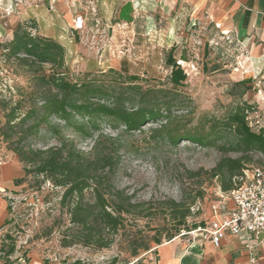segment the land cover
Here are the masks:
<instances>
[{"label":"rangeland","instance_id":"obj_1","mask_svg":"<svg viewBox=\"0 0 264 264\" xmlns=\"http://www.w3.org/2000/svg\"><path fill=\"white\" fill-rule=\"evenodd\" d=\"M162 15L152 17L150 27L126 33L122 68L86 65L93 59L83 53L84 59L67 57L60 70L73 81L116 86H127L136 74L144 90H170L187 109L132 131L86 119L54 120L51 132L41 123L38 133L27 131V123L9 139L0 129V166L18 168L17 176L4 172L0 184V264L157 262L161 244L175 237L188 241L211 218L226 180L217 175L221 163L238 165L236 175L264 166V69L254 67L250 51L208 16L170 6ZM31 24L21 26L38 35L26 27ZM170 51L187 73L181 86L171 83ZM44 66L52 71L51 64ZM30 78L25 63L3 54L0 128L13 107L30 106ZM240 105L250 106L247 121L233 124L228 115ZM18 143L53 152L69 165L78 222L61 203L64 188L26 171L13 149Z\"/></svg>","mask_w":264,"mask_h":264},{"label":"crops","instance_id":"obj_2","mask_svg":"<svg viewBox=\"0 0 264 264\" xmlns=\"http://www.w3.org/2000/svg\"><path fill=\"white\" fill-rule=\"evenodd\" d=\"M50 3L54 9H50ZM169 6L208 16L221 32L233 34L241 47L250 51L252 65L263 71L264 0H45L38 7L15 10L10 16H3V12L14 7L13 0H0V36L7 42L18 26L31 22L28 29L64 46L65 59L73 55L84 59L83 53H90L93 60L86 65L113 63L122 68L126 33L140 26L150 27L152 17L161 20ZM76 14L84 15L86 25L83 31L71 36ZM115 53L118 60L112 56ZM17 171V166H0V184L4 172L13 177L18 175ZM158 252V261L146 264H264V252L260 248L249 251L243 239L235 235H228L219 247L199 234H191L186 242L175 237L161 244Z\"/></svg>","mask_w":264,"mask_h":264},{"label":"trees","instance_id":"obj_3","mask_svg":"<svg viewBox=\"0 0 264 264\" xmlns=\"http://www.w3.org/2000/svg\"><path fill=\"white\" fill-rule=\"evenodd\" d=\"M4 45L9 48L11 56L29 67L31 73V89L27 92L30 106L22 111V107L17 105L6 114L5 129L0 128L6 139L14 132H18L17 126L22 127L27 123L29 125L27 131L38 133L40 124L45 123L46 129L51 132L54 130V120L69 122L74 119H86L93 125L106 123L112 128L124 127L132 131L140 129L147 123L164 120L167 114L188 107L184 102H177L178 99L175 98L177 94L173 93L171 96L170 90L155 88L144 90L136 83L139 79L136 74L129 76L127 86L103 84L96 80L73 81L65 71L60 70L65 66L64 46L52 38L34 36L22 26L16 28L14 37ZM20 54L26 56L22 57ZM45 64L52 65L51 72L46 71ZM166 64L172 68L170 79L173 86L183 85L187 73L171 51ZM249 109L250 106L240 105L227 119L233 124H244ZM17 119L19 122H15ZM261 134L264 136V129L261 130ZM13 149L25 163L28 173L35 172L56 186L64 188L61 203L69 207L72 221L78 222L79 214L74 199L76 188L69 165L53 152L31 147L26 149L20 143ZM239 168L230 162L219 165L217 175L226 178L221 183L223 191L233 188V178L238 176L236 173ZM14 249L12 246L10 253ZM115 263L116 259L111 264Z\"/></svg>","mask_w":264,"mask_h":264},{"label":"built area","instance_id":"obj_4","mask_svg":"<svg viewBox=\"0 0 264 264\" xmlns=\"http://www.w3.org/2000/svg\"><path fill=\"white\" fill-rule=\"evenodd\" d=\"M44 1L13 0L14 7L4 10L3 16H10L15 10L20 12L23 8L38 7ZM50 9H54V4L50 3ZM85 25L84 15L76 14L71 36L83 31ZM5 43L6 40L0 36V60L3 54L9 52ZM233 183L232 189H221V198L213 204L211 218L191 233L209 238L216 247L228 235H235L243 239L249 251L260 248L264 252V167L256 165L244 168L240 175L233 178ZM251 259L256 260L253 256Z\"/></svg>","mask_w":264,"mask_h":264}]
</instances>
